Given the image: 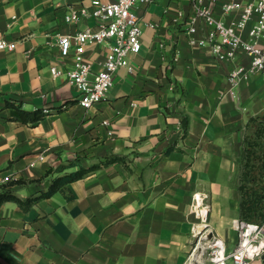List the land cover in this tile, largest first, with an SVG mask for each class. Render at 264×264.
<instances>
[{
  "label": "crops",
  "instance_id": "crops-1",
  "mask_svg": "<svg viewBox=\"0 0 264 264\" xmlns=\"http://www.w3.org/2000/svg\"><path fill=\"white\" fill-rule=\"evenodd\" d=\"M90 1L0 0V39L16 42L0 49V185L37 180L11 186L25 197L47 188L50 169L55 176L99 165L68 183L70 198L57 191L28 210L4 201L0 264H184L197 190L209 195L213 232L233 248L242 141L247 118L264 114V80L252 74L229 94L232 61L189 42L192 0H152L135 7L141 47L129 55L131 70L117 68L105 98L84 108L64 73L76 46L63 56L57 39L96 25L91 16L64 18ZM227 1L212 3L225 22L238 15L223 11ZM195 26L201 37L205 25ZM105 45L82 48L92 72ZM234 62L247 64L242 50ZM51 66L63 73L54 76ZM16 100L43 117L13 119L6 102Z\"/></svg>",
  "mask_w": 264,
  "mask_h": 264
},
{
  "label": "built area",
  "instance_id": "built-area-1",
  "mask_svg": "<svg viewBox=\"0 0 264 264\" xmlns=\"http://www.w3.org/2000/svg\"><path fill=\"white\" fill-rule=\"evenodd\" d=\"M151 1L91 0L89 7H70L64 15L67 22H76L86 16L96 21L95 26L59 35L57 39L63 56L70 54L73 44L76 46L72 53L73 67L64 73L78 90V101L82 107L89 108L105 98L117 68L131 70L129 55L138 52L141 47V28L135 7ZM215 1L192 0L190 24L186 32L192 45L208 47L220 61H232L227 80L228 93L233 95L236 87L252 74H258L264 80V0H228L222 6L223 11H238L237 17L229 22L215 16L212 6ZM196 21H202L206 27L201 37L192 35L196 31ZM100 43L106 44L103 65L92 72L82 48ZM15 46V41L0 39V49L11 50ZM239 50L247 57V64L234 62ZM51 71L54 76L63 73L55 66H51ZM209 209V195L205 191H194L189 205L193 216L191 243L184 264H250L253 259L264 256V221L234 218L232 226L236 231V241L228 250L223 239L213 232L208 223Z\"/></svg>",
  "mask_w": 264,
  "mask_h": 264
},
{
  "label": "trees",
  "instance_id": "trees-1",
  "mask_svg": "<svg viewBox=\"0 0 264 264\" xmlns=\"http://www.w3.org/2000/svg\"><path fill=\"white\" fill-rule=\"evenodd\" d=\"M6 106L11 110L13 119L23 123L35 124L44 115L41 109L26 110L22 108L19 100L7 101ZM264 114L251 115L247 118L245 133L239 160L238 191L239 199V218L247 221H264ZM118 159L112 157L109 161ZM72 165H78L77 162ZM71 165V166H72ZM98 164L84 167L79 165L77 169L63 172L52 176V170H48L44 177H51L50 183L44 191L38 194H29L25 197L17 195L11 186L25 182L22 178L8 179L6 183L0 185V205L4 201H14L23 210H28L35 202L41 198L49 197L54 192L60 191L66 198L72 195L68 188V183L98 168Z\"/></svg>",
  "mask_w": 264,
  "mask_h": 264
},
{
  "label": "rangeland",
  "instance_id": "rangeland-1",
  "mask_svg": "<svg viewBox=\"0 0 264 264\" xmlns=\"http://www.w3.org/2000/svg\"><path fill=\"white\" fill-rule=\"evenodd\" d=\"M261 140L264 141V138H262ZM187 256H188V254H187ZM186 258H187V257H186Z\"/></svg>",
  "mask_w": 264,
  "mask_h": 264
}]
</instances>
